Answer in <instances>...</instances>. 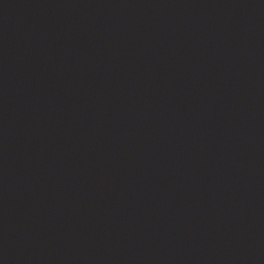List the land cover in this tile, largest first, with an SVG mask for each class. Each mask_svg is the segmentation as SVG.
<instances>
[{"label": "water", "instance_id": "1", "mask_svg": "<svg viewBox=\"0 0 264 264\" xmlns=\"http://www.w3.org/2000/svg\"><path fill=\"white\" fill-rule=\"evenodd\" d=\"M0 264H264V0H0Z\"/></svg>", "mask_w": 264, "mask_h": 264}]
</instances>
